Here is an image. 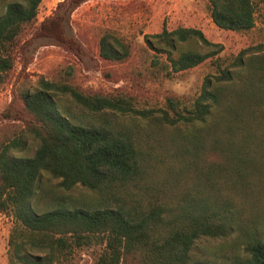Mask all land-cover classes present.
Segmentation results:
<instances>
[{"label":"trees","instance_id":"trees-1","mask_svg":"<svg viewBox=\"0 0 264 264\" xmlns=\"http://www.w3.org/2000/svg\"><path fill=\"white\" fill-rule=\"evenodd\" d=\"M40 2L5 4L0 14V74L11 69L15 40L23 25L36 20ZM207 9L219 28L245 31L254 26L253 0H208ZM155 36L169 47L174 40L190 39L210 45L196 27H163ZM216 52L188 48L169 57L174 72L206 59L215 67L188 106L167 97L163 108L138 109L130 96L84 93L43 77L34 91L23 90V106L36 120L29 132L37 147L31 156H19L15 151L25 147L22 135L0 142V213L13 218L7 236L9 264H70L78 249L92 244L104 246L96 264H123L135 253L141 264H264L259 236L246 244L243 258L224 262L190 255L195 239L230 231V200L221 196L223 188L215 180L226 184L249 160L264 163V146L246 135L243 119L232 107L236 95L264 92V60L251 57V68L235 87L232 73L247 65L244 51L229 64L215 57ZM99 55L123 60L129 46L105 33ZM57 95L70 96L90 117L82 120L62 108ZM115 113L139 116L147 127L118 120ZM209 152L223 157L222 162H207ZM42 173L59 180L55 187L41 184ZM78 185L92 194L68 193Z\"/></svg>","mask_w":264,"mask_h":264},{"label":"rangeland","instance_id":"rangeland-1","mask_svg":"<svg viewBox=\"0 0 264 264\" xmlns=\"http://www.w3.org/2000/svg\"><path fill=\"white\" fill-rule=\"evenodd\" d=\"M9 1L12 0H0V14ZM77 1L41 0L36 20L23 25L15 40L11 69L0 74V142L22 135L25 147L15 151L16 155L31 156L37 147V140L29 132L36 120L23 106L21 93L26 89L34 91L40 77L71 84L84 93L130 96L136 108L156 109L165 106L167 97L190 105L204 77L216 72L210 59L183 71H171L169 57L176 58L182 50L189 48L204 53L215 49V57L224 64L244 51L247 65L233 70L235 87L251 68L248 61L251 57L254 61L264 60V0H253L254 26L245 31L216 26L207 9L208 0ZM180 25L201 29L210 45L190 39L174 40L173 47H169L155 36L163 27L171 30ZM105 33L119 37L129 46L127 58L117 61L99 55V40ZM57 101L79 119L90 117V113L77 106L68 95H57ZM232 107L234 114L243 119L242 129L246 135L254 136L251 140L264 146V92L246 97L236 95ZM112 115L141 129L147 127V121L139 116ZM198 126L201 124L187 128ZM205 155L207 162L223 160L215 152ZM191 176L190 173L186 178V187ZM234 176L224 185L219 179L215 180L223 188L221 196L230 200L227 204L230 231L226 236L195 239L190 249L193 258L232 261L245 257L246 244L256 236L264 240V163L249 160ZM58 181L42 173L43 186L55 187ZM175 191L179 193L178 188ZM68 193L76 197L92 194L80 185ZM12 219L0 213V252L4 246L7 248ZM6 224L8 231L4 230ZM103 247V244H92L78 249L70 264H96ZM140 261L135 253L123 264H141Z\"/></svg>","mask_w":264,"mask_h":264},{"label":"crops","instance_id":"crops-1","mask_svg":"<svg viewBox=\"0 0 264 264\" xmlns=\"http://www.w3.org/2000/svg\"><path fill=\"white\" fill-rule=\"evenodd\" d=\"M3 227V224H1ZM7 225V226H6ZM4 225V230L8 231V224ZM0 264H9L6 257V247H3V251L0 252Z\"/></svg>","mask_w":264,"mask_h":264}]
</instances>
